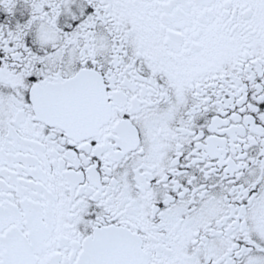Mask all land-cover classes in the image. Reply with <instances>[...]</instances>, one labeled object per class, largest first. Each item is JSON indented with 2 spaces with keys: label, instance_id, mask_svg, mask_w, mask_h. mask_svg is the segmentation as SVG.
Listing matches in <instances>:
<instances>
[{
  "label": "snow or ice",
  "instance_id": "obj_1",
  "mask_svg": "<svg viewBox=\"0 0 264 264\" xmlns=\"http://www.w3.org/2000/svg\"><path fill=\"white\" fill-rule=\"evenodd\" d=\"M0 264H264V0H0Z\"/></svg>",
  "mask_w": 264,
  "mask_h": 264
}]
</instances>
